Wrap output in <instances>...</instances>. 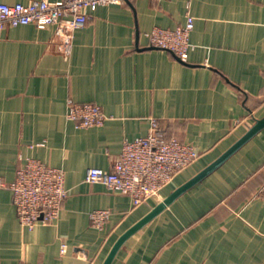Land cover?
Here are the masks:
<instances>
[{"label": "crops", "instance_id": "1", "mask_svg": "<svg viewBox=\"0 0 264 264\" xmlns=\"http://www.w3.org/2000/svg\"><path fill=\"white\" fill-rule=\"evenodd\" d=\"M87 12L69 45L56 26L0 37V176L12 183L36 159L63 170L69 192L54 223L30 230L0 189V264H104L126 232L264 120V0H136ZM188 15L186 62L151 46L149 33L184 27ZM70 101L98 105L108 120L78 128ZM154 120L198 154L160 197L137 204L87 181L91 168L111 171ZM97 210L112 213L103 230L92 226ZM112 264H264V127L129 237Z\"/></svg>", "mask_w": 264, "mask_h": 264}, {"label": "built area", "instance_id": "2", "mask_svg": "<svg viewBox=\"0 0 264 264\" xmlns=\"http://www.w3.org/2000/svg\"><path fill=\"white\" fill-rule=\"evenodd\" d=\"M134 1L40 0L11 5L0 0V37L8 27L34 25L38 29H46L56 26L65 45H69L74 32L86 25L88 9ZM194 25V17L188 15L184 27L156 28L148 35L151 46L168 50L186 62ZM67 117L82 129L103 126L108 120L100 106L73 101L69 103ZM197 159L198 154L191 144L168 138L161 125L154 120L147 136L124 143L111 171L91 168L87 173V181L103 184L111 192L127 195L140 204L160 197L162 190ZM0 189L12 191L19 222L30 230L40 224L54 223L69 196L64 171L36 159H28L18 169L12 183L0 176ZM111 215L110 210L94 211L91 214L92 226L99 230L105 229ZM67 253L68 246L63 244L61 254Z\"/></svg>", "mask_w": 264, "mask_h": 264}, {"label": "water", "instance_id": "3", "mask_svg": "<svg viewBox=\"0 0 264 264\" xmlns=\"http://www.w3.org/2000/svg\"><path fill=\"white\" fill-rule=\"evenodd\" d=\"M181 61V60H180ZM182 62V61H181ZM264 127V120H260L257 122L255 127H253L238 143H236L227 153H225L222 157H220L216 162L211 164L201 173L196 175L189 182L178 188L175 192H173L167 199H165L162 203H160L147 217H145L142 221L132 227L128 232H126L116 243L110 255L104 264H112L116 255L118 254L121 247L124 243L131 237L135 232L141 229L145 224H147L150 220L160 214L163 210H165L168 206H170L179 196L189 190L191 187L196 185L202 179L207 177L213 171H215L218 167H220L223 163H225L231 156H233L245 143H247L255 134H257Z\"/></svg>", "mask_w": 264, "mask_h": 264}]
</instances>
